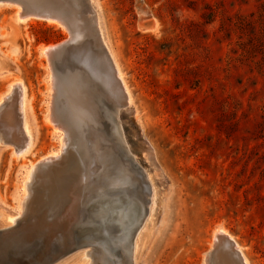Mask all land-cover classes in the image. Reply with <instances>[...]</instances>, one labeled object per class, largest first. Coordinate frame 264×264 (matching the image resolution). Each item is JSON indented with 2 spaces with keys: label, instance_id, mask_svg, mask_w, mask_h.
Instances as JSON below:
<instances>
[{
  "label": "rangeland",
  "instance_id": "obj_1",
  "mask_svg": "<svg viewBox=\"0 0 264 264\" xmlns=\"http://www.w3.org/2000/svg\"><path fill=\"white\" fill-rule=\"evenodd\" d=\"M93 2L123 75L129 104H120L116 95L114 99V91L103 78L101 52L93 37L90 39L86 33L91 25L89 7L76 2L75 10L65 4L60 12L73 15L72 21L79 22L81 27L74 43L55 57L54 68L57 73L72 70L69 54L76 48L79 60L74 66L88 77H83V88L88 91L91 116L80 120L79 138L73 139L71 155L62 160L60 167H51L65 170L68 181L56 189L51 186L53 170H43L29 215L15 229L0 233V264H44L38 259L41 252H46V264H74L76 256L72 250L78 242L86 241L77 238L75 226L88 219L87 197L96 189L95 192L105 190L103 193L116 195L120 188L112 186L111 190L100 185L101 178L106 176L103 172L108 160L129 177L124 190L142 195L143 215L149 202L144 174L154 189L151 216L137 264H216V258L224 264L222 246L226 240L216 235L219 230H225L240 246L248 264H264V62L260 53L264 37L252 41L259 30L254 34L248 25L258 18L259 0ZM17 9L0 6V58L11 63L8 76L0 79V102L12 85L22 84L36 144L22 159L14 155V145L0 147V211L6 212L20 206L26 170L61 145L54 134L50 113L51 104L60 107L63 98L60 91L52 97V66L41 49L70 39L64 27L47 21L19 24L15 18ZM88 53L93 57L87 56ZM66 58L69 60L65 61ZM13 92V102L10 100L0 110V132L6 139L12 138L13 125L18 120L11 123V112L20 113L19 93ZM97 110L99 114L95 113ZM115 146L118 148L112 149ZM105 155L110 157L106 156L108 160L104 163ZM120 175L116 173L117 178ZM74 191L81 194L79 200ZM48 221L57 223V235L47 237L41 233L36 236L39 242L35 236L28 240L25 235L30 228H40L39 223ZM113 228L112 224L104 223L102 231L114 236ZM102 231L86 242L92 241L97 247L105 244L109 239ZM62 254L66 255L58 259ZM109 260L112 263L114 258Z\"/></svg>",
  "mask_w": 264,
  "mask_h": 264
},
{
  "label": "bare ground",
  "instance_id": "obj_2",
  "mask_svg": "<svg viewBox=\"0 0 264 264\" xmlns=\"http://www.w3.org/2000/svg\"><path fill=\"white\" fill-rule=\"evenodd\" d=\"M60 1H62L66 5L68 4V6L72 5V6H69V7H73L75 10L78 9V7H76L78 4L80 6H84V4H85V5H87L89 7V11L91 12V17H90L89 21H90L91 25H90V27L87 26V30H89V31L86 32V33L90 37V39H92L91 37H93V39L95 40L96 45H98L97 47L99 48V50L101 52V63L102 64L101 63L100 64H101V67H102V70H103V74H102V75H104L103 78H105V81H107L108 86H110L111 89L115 93L112 97H114L116 95L115 96L116 100L118 101V99H119L120 100V104H122V103L129 104V93H128L127 87L125 85V82L123 80V75H122V73L120 71V68H119V66H118V64H117V62L115 60V57L112 54V52L110 50V47H109V45H108V43L106 41L100 14H99L98 10H96L94 8V6H93V3H94L93 1L94 0H60ZM76 2H77V5H76ZM3 5L14 6V7L18 8L17 12L15 14V18H16V21L19 24H26L30 20L47 21L49 24H52V25L55 24V25H58V26H62V28L64 27L69 32V34H70L69 38L70 39L67 42H64V43H62L60 45L51 46V47H43L41 49V54L48 58V61L50 62V65L52 66L51 67L52 74H51V77H50V82L52 83V97L55 98L54 95L57 94V93L54 94V92H57V91L59 92L60 91V94L62 95V98H63V103H61V106H60L61 108L59 106L54 107L55 105L51 104V113H50V122H51V124L54 125V129H55V133L54 134L57 135L58 138L60 139V144L61 145H60V147L58 148V150L56 152H53L49 156L43 158L39 163L33 164L31 167H29L26 170L27 174H26V179L24 181V183H25L24 191L25 192H24V195L22 197L20 206L17 209L11 210L10 212L0 211V233L9 232V231L15 229L21 223L22 218H24V217L29 215L30 211L32 210V204L34 202L35 193H36L37 190H39L38 189V184H39V181H40L39 175L41 174V172L43 170H45L47 168L60 167L62 160L66 159V157L71 155V153H72V142L74 141L73 139L79 138L78 137L79 131L77 130V126L79 125L80 120H84L87 117L91 116V108H90V105H89L90 101H89L88 96L86 94V92H88V91H85V89L83 88V84H84L83 83V77L84 76H82V74H80L81 71L78 72L77 69H76V66H74V65H76V61L78 59V57L76 59V56H77L76 48H75V51L72 50L73 52L71 51V53L69 54L70 55L69 56L70 60L68 58L65 59V61H67V59H68L69 63H71V65H73L72 70L69 69V70L65 71V73H57L55 71V68H54L55 57L58 55V53L66 50L67 46H71L74 43L73 40L76 39L77 31L81 27L79 22L78 23H74V21H72V18L74 17L72 14L71 15L73 17L72 16L70 17V15H67L65 13L62 14L63 12L61 14H59V15L57 13H55V12H52V13H50V15L47 16V15L41 14L40 12H37L35 10L24 8V6L22 4L13 3V2L8 1V0H0V6H3ZM61 10L62 9H60V11ZM60 11L58 10V12H60ZM68 14H69V12H68ZM76 14H78V13H76ZM89 32H90V34H89ZM89 37H88V40H89ZM85 38H87V37H85ZM91 43H92V41H91ZM95 43L93 42V44H95ZM79 47H81V46H79ZM89 48H92L91 45H90ZM90 50L92 51L93 49H90ZM90 50H88V52ZM83 52L84 51H82V53ZM78 53H80V52H78ZM93 53L95 54V52H93ZM84 54H86V53H84ZM89 54H91V53H88L87 56ZM97 54H98V51H97L96 55ZM91 55H89V56H91ZM96 55H95V58H96ZM81 56H83V55H81ZM92 57H93V55H92ZM99 57H100V55H99ZM59 58H61V56ZM99 61H100V58H99ZM99 61H97V62L99 63ZM83 62H84V60H83ZM67 63L68 62H66V64ZM63 64L65 65V62ZM64 65H63V67L66 68L67 66H64ZM67 65H69V64H67ZM71 65H69V66H71ZM10 67H11V63H8L4 59L0 58V79L2 77L5 78L6 76H8V74L10 72L7 71V69H9ZM67 68H69V67H67ZM59 69H61V68L59 67ZM81 70H83V69H81ZM100 70H101V68H100ZM97 71H99V69ZM86 77H84V78H86ZM88 81H89V79H88ZM95 81L96 80H94V83H95ZM105 81H103L104 83L103 82L102 83L105 84ZM89 83L91 84V82H89ZM101 85H100V87H101ZM87 87H89V86H87ZM11 88L12 89L9 90L8 94L3 98V102H0V110H1V108H3L4 104L5 105L8 104V102L12 99V95L14 93L13 90H17L18 93H19V99L18 100H19V112L20 113H19V115H17L18 111L16 113L12 109H10V110L13 111V112H11L12 115L10 114V116H11L10 120H12L11 123L16 118L18 120H17V122H15V120H14L15 123L13 125L14 128L12 130V138L6 139L3 135H1V132H0V147L2 145H5V144L14 145V148H15V151L13 152L14 155L16 156L17 159H22V158L26 157V155H28V153L34 148V146L36 144V135H35L34 130L32 128V120H31V118H30V116L28 114L30 106H29V102L25 98V88L22 86L21 83L14 84V85H12ZM97 89H98V86H97ZM109 90H110V88H109ZM112 90H110V92ZM93 92H95V91L93 90ZM99 92H101V91H99ZM106 92H108V91H106ZM104 93H105V89H104ZM101 94H102V92H101ZM107 94H109V93H107ZM93 96H95V94ZM103 96L105 98V94H103ZM100 97H98V98L101 99ZM115 97H114V99H115ZM91 98L92 97L90 96V99ZM93 98H95V97H93ZM107 98L110 99L109 97H106V99ZM56 100H55V102H56ZM96 100L97 99H95V101ZM11 102H13V101L11 100ZM92 102H94V101H92ZM111 102H112V100H111ZM114 102H112V103H114ZM92 104L94 106L95 103H92ZM109 105H111V103ZM95 106L97 108V104ZM114 107H115V104H114L113 108ZM117 107H119V106H116V108ZM58 108L61 109L60 112L57 111ZM99 108H100V106H99ZM116 108L114 110H116ZM10 110H8V111H10ZM17 110H18V108H17ZM117 110H118V113H119L120 109H117ZM96 112L98 113V110L95 111V113ZM93 116H92V118H93ZM96 117H97V115H96ZM98 117H99V115H98ZM10 120H8V123L10 122ZM87 121H89V119ZM105 121H106V119H105ZM102 122H104V121H102ZM91 123H93V122H91ZM89 125H91V124H89ZM100 125H101V122H100V124L98 126L100 127ZM81 127H82V125H81ZM108 128H106V129H108ZM57 130H60L62 133H59V131H57ZM108 133H107V135L110 134V133L109 134ZM108 137L109 136H106V138H108ZM107 140H109V139H107ZM107 142L109 143L110 141H107ZM114 145H116V144H114ZM114 148H118V146L117 147L115 146L112 149H114ZM114 150H116V149H114ZM128 151H129V149H128ZM114 153H118V152L114 151ZM125 153H126V151H125ZM122 155H124V154H122ZM122 155H120V156H122ZM106 156H109V155H105V157ZM122 158H124V157H122ZM107 160H108V158L106 157L105 160H104V163ZM109 161L110 160H108L107 161L108 163L106 162L107 164H105L103 173L106 174V176L103 175L104 177L101 178L102 179V184H100V185H104V186H106L108 188H110L112 186H115V187L119 186L120 188H117V194L116 195H114V194H112L110 192L103 193V191H105V190H103L102 192H99V191L95 192V191H97V189H96V190L93 191L94 194L90 195L89 199L87 197V200H88L87 202L90 203V204L88 203L89 206H88L87 211H86V213H87L86 216H87L88 219H87L86 222H84V220H82L83 222L77 223L78 225L75 226V229H76L75 230V234H76L77 238L79 237V238H82V239H86V241H90L91 239L94 238V236L96 234L100 233V230L102 231V229L104 228V223L106 225H111L112 224L113 227H114L112 230L115 231V234H113L114 236H109L111 232L107 233L106 230L102 231L104 237L106 239H109V241H106V242L104 241L105 244L101 245L100 247H97V245H95L94 243H91L92 241L89 242V243H87L86 241H82L81 243L78 242V244L76 245V249L72 250L73 253L76 256L73 259L74 264H76V263L77 264H137V260H138V258L140 256L141 252H142V249H143V244H142L143 239L142 238H143L144 231L147 228L148 223H149V219H150V216H151V208H150V206L152 204L153 197H154V189L152 187V182L149 179L148 175L144 174V177H143L144 178V182L147 184V187H148V188H146V190L149 191V202L147 204L148 205L147 212L145 213V215H143L144 210L142 209V206H141V203H140L141 202L140 201V195L141 194L135 193L136 191L134 192V194H130L132 192L131 190H130L131 191L130 193L128 191L124 190L127 186L125 188H123V186L127 184V182L129 181V177L126 175V173H123L121 170H119L118 167L115 166L117 164H112L111 163L112 161L111 162H109ZM127 162H128V160H127ZM117 163H120V162H117ZM130 164L132 165L133 163H130ZM120 165L122 166V164H120ZM128 167L130 168L131 166H128ZM140 169L141 168H139V170ZM52 170L53 171H50V178H51L52 185L51 184L50 185L53 186V187H57L56 189H59V188L62 187V185H64L68 181L69 176H68L67 172L65 170H63V169L59 168L57 170H55V169H52ZM54 170H55V172H54ZM116 173H117V176H118V174H121L120 175L121 177L117 178L116 177ZM135 174H137V173H135ZM100 177H102V176H100ZM137 178H139V177H137ZM142 183H143V181H142ZM144 184H142V185H144ZM145 187H146V185L144 186V188ZM77 189H78V187L75 189V191H77ZM146 190H145V192H148ZM75 194H76V197H78L76 199L79 200L80 199L79 195H81V194L80 193L78 194L76 192H75ZM136 194H139V195L136 197ZM67 199H69V198H67ZM77 205L78 204H76V210L78 209ZM74 206H75V204H74ZM53 209H54V207H53ZM45 212H43V213H45ZM84 213H85V211H84ZM74 214L76 215V213H74ZM52 222L53 221H48V224L45 223L46 226H44L45 225L44 223H39L40 225H42V226H40V228H37V226H36L35 228H32V229L30 228L31 230L29 229V231L27 229L28 233H26L27 235H25V236L28 237V240L35 236V240H36V238H37L36 236L39 235V234H40L39 236H41V233L43 235L44 234L47 235V237H52L53 235H57L56 233L58 232L59 227H58V225H56L57 223H55V222L52 223ZM59 224H60V222H59ZM43 227L45 228L44 232L46 231V233H44L43 231L39 230V229L43 230ZM17 232L19 233V231H17ZM216 235H222V237L226 240V243H224V245L222 246L223 247V252H224L223 255L225 256V260L223 261V259L221 257V259L224 262V264H248V262H247L248 260H246L245 256L242 254L243 252L240 251V248H239L240 246L235 243L234 239L231 236H229L228 233H226L225 230L224 231H222V230L220 231L219 230L216 233ZM43 237H45V236H43ZM214 237H215V235H214ZM1 239H2V237H1ZM6 240H8V239H6ZM23 241H21V242H23ZM48 241H49V239H48ZM37 242H39V241H37ZM44 242H46V241H44ZM214 242H216V241H214ZM13 243H15V242H13ZM18 244H20V243L17 242V246H20ZM6 245H7V243H6ZM8 246H9V244H8ZM22 246L19 247V248L21 249ZM25 246H26V244H25ZM30 246H32V245H30ZM43 247L47 248V246H43ZM19 248H16V249H19ZM112 248H113V253H112ZM27 249H30V248L28 247ZM40 249H42V248H40ZM219 249H220V246H219ZM17 251L18 250H16V252ZM47 251H48V248H47ZM72 251H70V252H72ZM99 251L101 252V254H99ZM20 252H22V251H20ZM4 253H5V250H4ZM45 253L41 252L39 254V251H38V254H39V256H38L39 258L38 259L41 260L44 264L47 263V258H46V254ZM66 254H64V255L62 254V256L60 258H58V259H62V257L65 256ZM20 255L18 256L19 258H20ZM34 255L32 254V256H34ZM2 257H3V255H2ZM110 257L114 258V261L112 263L109 260ZM2 259H4V258H2ZM21 259H23V258H21ZM21 259L19 261H21ZM31 261H33V260H31ZM31 261H29V262H31ZM214 263L222 264V262L220 263L217 260V258L215 259ZM21 264H23V263H21ZM32 264H34V262Z\"/></svg>",
  "mask_w": 264,
  "mask_h": 264
},
{
  "label": "water",
  "instance_id": "obj_3",
  "mask_svg": "<svg viewBox=\"0 0 264 264\" xmlns=\"http://www.w3.org/2000/svg\"><path fill=\"white\" fill-rule=\"evenodd\" d=\"M8 1L17 4H22L24 8L35 10L47 16L50 15V13L52 12H55L58 15L61 14V12H58V10L60 11V9L63 8L65 5V3H63L60 0H44L42 2H39L40 0H8Z\"/></svg>",
  "mask_w": 264,
  "mask_h": 264
},
{
  "label": "trees",
  "instance_id": "obj_4",
  "mask_svg": "<svg viewBox=\"0 0 264 264\" xmlns=\"http://www.w3.org/2000/svg\"><path fill=\"white\" fill-rule=\"evenodd\" d=\"M260 4H259V12H258V18L257 20H253L252 22H249V27L251 32H253L255 34V32L258 33L255 34L256 38H253L252 41L254 40H260V38H262V36L264 37V1L263 0H259ZM260 48H261V56H262V61L264 62V44H260Z\"/></svg>",
  "mask_w": 264,
  "mask_h": 264
}]
</instances>
